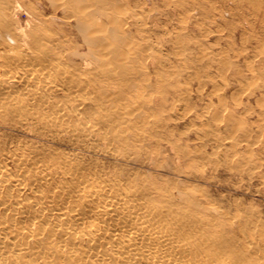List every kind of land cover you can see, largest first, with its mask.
<instances>
[{
	"label": "bare ground",
	"instance_id": "obj_1",
	"mask_svg": "<svg viewBox=\"0 0 264 264\" xmlns=\"http://www.w3.org/2000/svg\"><path fill=\"white\" fill-rule=\"evenodd\" d=\"M121 1L0 0V264H264V219L215 202L216 163H168L157 111L175 91L125 47ZM235 123L203 130L212 156L237 150Z\"/></svg>",
	"mask_w": 264,
	"mask_h": 264
},
{
	"label": "rangeland",
	"instance_id": "obj_2",
	"mask_svg": "<svg viewBox=\"0 0 264 264\" xmlns=\"http://www.w3.org/2000/svg\"><path fill=\"white\" fill-rule=\"evenodd\" d=\"M239 3L237 0H122L118 5L128 22L125 26L131 30L125 47L134 56H150L147 60L150 80L167 74L164 78L175 91L167 95L165 106L157 111L162 113V130L180 151L181 158L168 163L181 167L193 178L202 161L200 157L206 154V161L211 165L216 163L204 171L206 179L211 176L216 181L209 186L215 202L232 208L236 204L242 207L240 213L246 211L264 219V14H254L248 6L237 8ZM23 14L18 15L21 21L26 20ZM214 114L216 118L221 116L224 123L236 122L231 130L235 142L240 141L235 152L227 146L216 157L211 155L217 145L203 130L225 127ZM247 143L250 149L245 151ZM244 157L248 160L245 164ZM238 160L243 164L235 167L233 162ZM179 179L194 187H207L208 182Z\"/></svg>",
	"mask_w": 264,
	"mask_h": 264
}]
</instances>
